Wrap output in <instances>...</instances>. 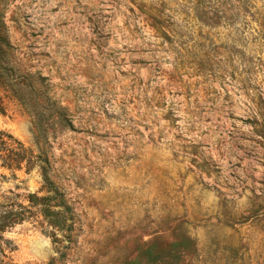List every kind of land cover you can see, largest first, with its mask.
I'll return each mask as SVG.
<instances>
[{"label":"rangeland","instance_id":"374dc122","mask_svg":"<svg viewBox=\"0 0 264 264\" xmlns=\"http://www.w3.org/2000/svg\"><path fill=\"white\" fill-rule=\"evenodd\" d=\"M0 132V264H264V0H0Z\"/></svg>","mask_w":264,"mask_h":264},{"label":"trees","instance_id":"16d2710c","mask_svg":"<svg viewBox=\"0 0 264 264\" xmlns=\"http://www.w3.org/2000/svg\"><path fill=\"white\" fill-rule=\"evenodd\" d=\"M8 138H11V136L7 135ZM15 141V152H14V156H15V165H18L20 163V161L23 158L24 155V148L21 146V144L17 141ZM7 141L6 139L3 137L2 133L0 132V145L4 146L6 145ZM7 159V158H6ZM10 159V158H9ZM41 159V176L43 181L47 184L46 187H50L48 186L49 184V179L47 176V166H46V160L43 158ZM55 196L56 193H54L53 195H44V196H37L34 193H28L27 194V202L30 205H34L38 208V211L40 212L43 220L45 221V223L51 227L53 230L54 229H60L61 226L64 225V219L62 217V212L58 209H54L53 206L54 204H50L52 201L53 203H58L55 202ZM61 203V202H59ZM17 208H15V223L19 222L23 219L24 215H26V213H28L30 210L28 209V207H24L22 204H16ZM55 205H59V204H55ZM7 224H1L0 223V227H3ZM51 235H53V231L50 232ZM55 237V236H54Z\"/></svg>","mask_w":264,"mask_h":264}]
</instances>
